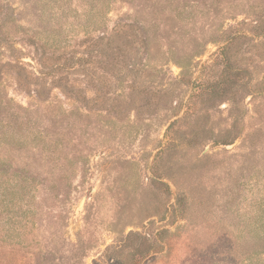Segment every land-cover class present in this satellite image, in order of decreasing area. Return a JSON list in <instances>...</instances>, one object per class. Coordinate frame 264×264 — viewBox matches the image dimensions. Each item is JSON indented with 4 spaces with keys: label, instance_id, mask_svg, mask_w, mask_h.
<instances>
[{
    "label": "rangeland",
    "instance_id": "obj_1",
    "mask_svg": "<svg viewBox=\"0 0 264 264\" xmlns=\"http://www.w3.org/2000/svg\"><path fill=\"white\" fill-rule=\"evenodd\" d=\"M0 264H264V0H0Z\"/></svg>",
    "mask_w": 264,
    "mask_h": 264
},
{
    "label": "trees",
    "instance_id": "obj_2",
    "mask_svg": "<svg viewBox=\"0 0 264 264\" xmlns=\"http://www.w3.org/2000/svg\"><path fill=\"white\" fill-rule=\"evenodd\" d=\"M119 27L120 28H117L114 33H112L111 35H108V37H110L109 38L110 40L113 39V38H118L119 40H122V38H132L133 37V35H134V34H132L133 32L131 34H129L128 32H123L124 28H121V26H119ZM104 37H106V35L101 37V38H104ZM101 38H99V39H101ZM93 41H95V40H93ZM95 44H97V46L101 45L98 41H95ZM79 45H80V47L87 48L86 46L88 45V42L84 41V42L80 43ZM11 47H14V46H11ZM95 49L96 48L94 46L90 53L94 52ZM100 51L101 50H97V51L94 52V54H98V56L102 57L103 54ZM196 56L197 55H195L194 57H196ZM88 57L89 56L87 54L86 55L70 56V55H63V53H57L56 51H54L48 59L43 60L44 65L46 67V71L38 70L35 60L32 59V61L35 62V65H36V66H33L34 69H35V73L37 75V76L36 75L35 76H36V78H38L39 76H41L42 78L43 77H48V76L54 77V80H56V86H57L56 88H58L60 90L62 89V94L65 97L66 96L69 97L70 94H71V90L70 89H72L73 84H74V82L72 80H69V76L70 75H74L77 72H78V74H80L79 73L80 71L83 72L84 77L87 78V79H91V78L93 79L94 78V76H93L94 74H97L99 76L106 75V74H98V73L94 72L95 71L94 70V66L92 65V64H94V62H93L94 60L91 57L92 61H89ZM22 62H23V60H22ZM72 62L74 64H72ZM24 63L29 64V65L32 66V64L30 62H25L24 61ZM10 66H12V67H14L15 69L18 70V69H20L23 66V64L19 63L18 65H16L14 63H10ZM24 69L25 68H23L22 70H24ZM98 69L105 70L103 67L102 68L101 67L100 68L96 67V70H98ZM19 71H17V72L19 73ZM93 72H94V74H93ZM64 75H66L65 78H64ZM10 76H12V74H10ZM106 79H107V77L101 79L102 84H105ZM68 99L70 100L72 98L69 97ZM185 105L186 104L183 105V108H185ZM179 119H180L179 117L175 118L173 123L170 124L169 127L167 128L166 133L167 132L169 133L171 131V129L173 128V126H175V124H177V123L179 124L180 123ZM166 136H168V134ZM236 139H235V137H233L232 140H220V141H215V142H217L219 144H222V145H229V144L234 143ZM177 143L178 142H176V141H174V142L172 141V145L173 144L177 145ZM156 180L158 182L161 181L159 178L156 179ZM177 202H178V204L176 206H173V208H172L173 209L172 210V214L175 217H178L179 215H181V213H182L181 207H183L182 202L180 203L179 198H178ZM130 235H135V233L131 232L130 234H128V236H126L125 239L122 242H120L119 245H122L123 243L127 242V240H128Z\"/></svg>",
    "mask_w": 264,
    "mask_h": 264
},
{
    "label": "water",
    "instance_id": "obj_3",
    "mask_svg": "<svg viewBox=\"0 0 264 264\" xmlns=\"http://www.w3.org/2000/svg\"><path fill=\"white\" fill-rule=\"evenodd\" d=\"M85 202H86V198H83V200L81 201V203H80V205H79V207H78V211H79V212L82 210V208H83Z\"/></svg>",
    "mask_w": 264,
    "mask_h": 264
}]
</instances>
